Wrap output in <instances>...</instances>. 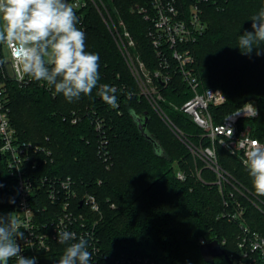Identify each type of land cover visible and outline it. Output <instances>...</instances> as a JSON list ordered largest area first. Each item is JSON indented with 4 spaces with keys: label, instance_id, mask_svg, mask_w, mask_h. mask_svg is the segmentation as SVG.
<instances>
[{
    "label": "trees",
    "instance_id": "trees-1",
    "mask_svg": "<svg viewBox=\"0 0 264 264\" xmlns=\"http://www.w3.org/2000/svg\"><path fill=\"white\" fill-rule=\"evenodd\" d=\"M120 0H116L119 3ZM133 0L122 3V16L138 44V51L150 68L157 66L155 51L147 35L150 23L130 13ZM264 6V0H210L205 4L206 32L191 44L195 54L193 69L204 87H221L227 101L211 106L215 120L254 99L259 114L248 123L254 136L264 141V55L241 54L238 37L251 31L252 15ZM86 48L99 54L100 84L117 89L118 106L113 108L96 95L67 102L44 83L33 81L26 86L8 83L11 120L20 139L51 149L43 157L38 172L72 176L81 193H92L100 204L97 235L105 252L147 257L156 264H210L200 252L201 238H226L228 253L235 250L239 232L237 224L221 217L223 196L218 184L195 181L188 173L185 180L176 177L174 162L186 170L193 165L189 149L164 124L149 102L137 94V84L111 30L95 11L89 19ZM192 93L179 75L164 90V107L174 123L190 141L202 139V129L171 103L182 104ZM78 111L81 120L72 123L69 116ZM149 117L148 131L159 141L164 154L138 129L131 113ZM102 118L108 137L109 159L98 154L100 135L93 119ZM1 141V140H0ZM220 164L252 191L250 178L240 159L217 146ZM44 160L46 162H44ZM109 164V166H108ZM214 175L205 170L204 174ZM3 155L0 156V215L11 213L17 192ZM257 196V195H256ZM258 197V196H257ZM264 202V197H258ZM246 207L249 225L264 234V211L249 198H235ZM217 264H228L224 256ZM11 260L9 261L10 264Z\"/></svg>",
    "mask_w": 264,
    "mask_h": 264
},
{
    "label": "built area",
    "instance_id": "built-area-1",
    "mask_svg": "<svg viewBox=\"0 0 264 264\" xmlns=\"http://www.w3.org/2000/svg\"><path fill=\"white\" fill-rule=\"evenodd\" d=\"M209 2L210 0H133L130 3V13L151 22L147 35L158 61L156 67L150 68L141 57L137 41L122 16V5L116 3V0H68L79 18L77 26L85 35L93 12L96 11L104 19L136 81L137 94L149 102L178 139H183L192 152L199 153L198 156L206 163L203 168L214 174L215 180L212 182L218 184L223 196L221 217L239 227L235 250L227 252L233 264H264V234L249 225L245 205L233 198L237 194L249 198L262 211L264 202L226 170L217 155V146H221L238 157L243 164L245 152L254 146L253 141L264 144V141L252 134L249 123L246 126L240 124L243 119L251 120L258 116L260 112L257 103L248 100L226 114L221 122H217L210 107L224 104L227 101L226 94L221 87H204L193 69L195 54L191 44L207 30L205 4ZM5 56H9V59L0 66V156L3 155L8 172L15 182L17 201L11 213L23 227L21 231L24 239L17 238L22 249L20 255L36 257L37 264H58L65 245L57 242V232L66 230L76 234L74 242H78L81 236L90 237V264H156L147 257L127 252L120 255L105 252L97 235L100 204L96 196L81 193L78 181L72 176L38 172L42 158L51 157V149L20 139L11 120V96L8 91V83L11 81L19 86H26L33 80L18 78L15 61L10 57L7 47L1 46L0 59ZM174 75L182 78L192 94L182 104L171 105L186 113L202 129L203 137L198 142L190 141L165 110L164 90L170 85ZM69 118L72 123H78L81 115L74 110ZM104 123L102 118L93 119L95 130L100 135L98 154L107 162L109 150ZM175 172L179 180L188 177L187 170L177 167ZM198 180L208 182L203 179L201 172ZM210 240L212 239L203 237L201 244ZM226 242V238L220 242L223 248ZM10 264H15L14 258Z\"/></svg>",
    "mask_w": 264,
    "mask_h": 264
},
{
    "label": "clouds",
    "instance_id": "clouds-1",
    "mask_svg": "<svg viewBox=\"0 0 264 264\" xmlns=\"http://www.w3.org/2000/svg\"><path fill=\"white\" fill-rule=\"evenodd\" d=\"M251 31L238 37L243 55H264V6L251 16ZM68 0H0V46L7 47L17 66V76L44 82L71 103L89 96L96 89L110 107H117V89L100 84V57L86 48L85 32ZM9 59H0L3 66ZM245 152L243 164L255 195L264 197V144L253 141ZM0 187H3L0 184ZM22 225L13 213L0 215V264H37L36 257L20 255L17 238L24 239ZM58 243L65 248L58 264H90L89 238L69 231L57 232Z\"/></svg>",
    "mask_w": 264,
    "mask_h": 264
},
{
    "label": "water",
    "instance_id": "water-1",
    "mask_svg": "<svg viewBox=\"0 0 264 264\" xmlns=\"http://www.w3.org/2000/svg\"><path fill=\"white\" fill-rule=\"evenodd\" d=\"M131 113L137 123L138 129L140 130V132L154 144L156 152L160 155H163L164 150L160 142L155 140L152 137V134L148 131L147 126L149 122V117L147 115L145 116L137 115L134 111H131ZM200 252H201L203 259L210 264H217L215 261V258L217 256H224L229 264H233L231 258L228 257L229 255L226 249L221 246L218 239H212L206 243L201 244Z\"/></svg>",
    "mask_w": 264,
    "mask_h": 264
},
{
    "label": "rangeland",
    "instance_id": "rangeland-1",
    "mask_svg": "<svg viewBox=\"0 0 264 264\" xmlns=\"http://www.w3.org/2000/svg\"><path fill=\"white\" fill-rule=\"evenodd\" d=\"M125 1H127V0H124V2ZM119 5H122V2L121 1H119ZM103 19V18H102ZM103 21H104V19H103ZM109 28V27H108ZM112 33V32H111ZM113 35V34H112ZM113 38H114V35H113ZM115 40V39H114ZM116 42V41H115ZM117 44V43H116ZM118 46V45H117ZM0 53H1V46H0ZM249 101H253V102H256L254 99H248ZM247 100V101H248ZM161 118V117H160ZM162 119V118H161ZM163 121V120H162ZM164 122V124L166 123L165 121H163ZM167 125V124H166ZM168 126V125H167ZM169 127V126H168ZM170 129V128H169ZM176 136V135H175ZM177 137V136H176ZM177 139H178V137H177ZM187 148H188V145H187V143L186 142H184L183 141V139L181 140V139H179ZM188 142V141H187ZM189 149V148H188ZM189 151L191 152L190 154H192V157H193V161H194V163H193V165L192 166H190L189 168H187L186 170H187V172L189 173V175H191V177L192 178H194L195 179V181H197L198 180V176H199V173L201 172L202 173V177H203V179L204 180H207L208 182H206L207 184H214L212 181H214L215 179H214V176L213 175H211V174H204V172H205V168H203L204 167V165L206 164L204 161H203V159L201 158V157H199L198 156V154L199 153H194V152H192L190 149H189ZM174 168H177V167H179V166H182L181 165V162H178V161H175L174 162ZM183 167V166H182ZM185 169V168H184ZM205 183V184H206ZM216 184V183H215ZM1 195V194H0Z\"/></svg>",
    "mask_w": 264,
    "mask_h": 264
}]
</instances>
